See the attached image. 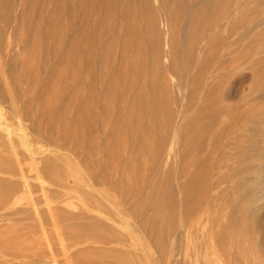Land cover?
Masks as SVG:
<instances>
[{"label":"rangeland","instance_id":"rangeland-1","mask_svg":"<svg viewBox=\"0 0 264 264\" xmlns=\"http://www.w3.org/2000/svg\"><path fill=\"white\" fill-rule=\"evenodd\" d=\"M0 10V264H173L180 238L191 250L176 264H232L228 247L212 258L214 238L199 229L162 241L163 223L139 208L169 179L181 211V182L209 156L212 177L255 194L235 197L240 226L222 230L244 262L261 257L264 0H0ZM187 123L212 128L185 168ZM219 204L210 224L223 220Z\"/></svg>","mask_w":264,"mask_h":264},{"label":"bare ground","instance_id":"bare-ground-1","mask_svg":"<svg viewBox=\"0 0 264 264\" xmlns=\"http://www.w3.org/2000/svg\"><path fill=\"white\" fill-rule=\"evenodd\" d=\"M258 1V0H257ZM8 7V6H7ZM250 12V11H249ZM2 13H3V11H1L0 10V16H2ZM247 13V12H246ZM254 13V12H253ZM132 45V44H131ZM247 75V74H246ZM241 79V78H240ZM232 80V79H231ZM230 80V81H231ZM252 80H254V79H252ZM234 81V80H233ZM250 81H251V78H250ZM235 82H237V81H235ZM234 82V83H235ZM246 82V81H245ZM255 82V81H254ZM154 83V82H153ZM231 83H233V82H231ZM224 84H227L226 85V88L225 89H223L222 91H224V92H226L227 94L230 92L229 90H228V88L229 87H231V84L230 85H228L229 83H228V80L227 79H219L218 80V82H217V89L219 90V92H220V90H221V88H223V85ZM254 87V86H253ZM153 88V87H152ZM253 89V88H252ZM221 91V92H222ZM229 91V92H228ZM250 91V90H249ZM242 92V91H241ZM17 108V107H16ZM260 108V107H259ZM233 113V112H232ZM151 114H152V112H151ZM263 114V113H262ZM217 115V114H216ZM255 115V114H254ZM108 116V115H107ZM257 117V116H256ZM228 119H218V116L217 117H215V119H214V121L215 122H223L224 121V123H227L230 119H229V116L227 117ZM244 119V118H243ZM261 120H260V122H259V120L258 119H254V120H258L257 122H256V125H258V127H260L261 128V130L262 131H264V120H263V118H260ZM63 120V119H62ZM114 121V120H113ZM117 121V119L115 120V122ZM200 121V120H199ZM205 121V120H204ZM236 122H237V120H235ZM249 121H251L250 119H249ZM252 121H253V119H252ZM198 122V121H197ZM203 122V121H202ZM207 122V121H206ZM210 121H208L207 123H209ZM195 123V122H194ZM193 123V124H194ZM210 123H212V122H210ZM233 123V122H232ZM254 123V122H253ZM155 124V123H154ZM218 124H220V123H218ZM152 125V124H151ZM150 124L148 125V126H151ZM215 125V124H214ZM80 126V125H79ZM147 126V127H148ZM153 126H155V125H152V127L151 128H153ZM156 126H158V125H156ZM156 126H155V128H153L154 130H156ZM196 126V125H195ZM206 126H208L209 128L211 127L212 128V126H210V124L209 125H206ZM206 126H204L203 128H201L200 129V127H199V124H198V127H196L195 129H191V126H190V123H187V124H185L184 126H183V129H184V132H185V134H184V137H183V141H184V145H185V151H186V154H185V157H184V159L182 160L183 161V165H184V167L185 168H188V164H190L189 162H190V157L192 156V153L193 152H197L198 151V147H200V146H198L197 147V143H199V142H197V140H199V134H198V131H200V130H202V131H205V130H207L208 129V127H206ZM160 128V127H159ZM158 128V129H159ZM204 128H206V129H204ZM214 128V127H213ZM222 128V127H221ZM148 130V129H147ZM153 130V131H154ZM210 130V129H209ZM152 131V130H151ZM219 131V130H218ZM222 131V130H221ZM223 131H225V130H223ZM126 132V131H125ZM129 133V132H128ZM151 133V132H150ZM205 132H203V134H204ZM8 134V133H7ZM118 134V133H117ZM130 134V133H129ZM152 134H154V133H152ZM197 134H198V136H197ZM24 135V134H23ZM151 135V134H150ZM157 135H160V133L159 134H156V135H153V136H157ZM201 136H202V133L200 134ZM216 135V134H215ZM25 137H26V135H25ZM23 138V137H22ZM27 138V137H26ZM157 138V137H156ZM203 139H204V137H202ZM227 138H228V136H227ZM24 139V138H23ZM157 139H160V138H157ZM262 139H263V137H262ZM26 140V139H25ZM8 141V140H7ZM27 141V140H26ZM159 141V140H158ZM202 141H204V140H202ZM206 141V140H205ZM258 141H260V140H258ZM195 142H197V143H195ZM208 142V141H207ZM239 142V141H238ZM261 142V141H260ZM10 144H11V147H12V149L14 150V145H13V143L12 142H9ZM140 143V142H139ZM157 143V142H156ZM194 143L196 144V145H194ZM205 142H203L202 144H200V145H203ZM193 144V145H192ZM257 144H259V143H257ZM25 145V144H24ZM139 145V144H138ZM209 145V144H208ZM193 146H195L194 148H193ZM259 146H261V148H262V150L264 151V142H263V144H261V145H259ZM152 147V146H151ZM150 148V147H149ZM260 148V149H261ZM151 149V148H150ZM205 149V148H204ZM16 151V150H15ZM14 151V152H15ZM206 151V150H205ZM263 151H260L259 150V153L260 152H263ZM201 152V151H200ZM231 152V151H230ZM151 153H152V151H151ZM185 153V152H184ZM202 153V152H201ZM255 154V153H254ZM29 155V154H28ZM259 155V154H258ZM32 156V155H31ZM166 158V157H165ZM163 158H161V160H160V163H162L163 165H160V166H162L161 168H162V170L164 169H167V164H168V168H169V165H170V161H169V163H167V161L166 160H164V162H163V160H162ZM192 159V158H191ZM215 159V158H214ZM31 160L33 161V159L31 158ZM106 161V160H105ZM259 162L258 163H260V162H262L263 164H264V152H263V154L262 155H259V160H258ZM192 162V161H191ZM160 168V169H161ZM214 169V167L212 166V159H211V157L209 156L207 159L205 158L204 160L202 159V160H200L198 163H196V168H195V171L191 174V176L190 177H188L187 179H185L184 180V182L182 183L181 182V185H183V188H184V191H186V194L184 193V197H183V200H182V203H183V208L181 209V211H177L175 208H174V203H175V198H174V196H173V194H172V190H171V188L174 186V181L173 180H169V179H166V181H165V179H164V181H158V179L159 178H157L156 180L158 181V182H156L155 180V184H150L149 186H148V188H147V193H146V197L143 199V201L140 203V206H139V208L140 209H143V210H147V211H150V213H151V217H149V219H151V220H153V221H155L156 222V224H158V226L160 225L159 223H160V221H161V227H162V229L160 230V231H158V233H157V237L158 238H160L162 241H163V239L164 238H166V237H169L170 235L171 236H173V234L175 235V230H177L178 229V227H179V235L180 236H182L181 235V233L184 231H186V234H188L187 232H189V234L191 235V233H190V230H195V231H197L198 229V231H203V233L205 234V236H206V239H207V237L208 238H214V240H213V242H212V244L214 243L216 246H217V253L215 254L216 256H212V258L213 259H215V260H217L216 262H218V251H219V249L221 250V248L223 249H227V247H228V249H230V259H231V263L232 264H240V263H243V264H248V263H246V262H244V260L239 256V252L237 253L235 250H234V248L232 247V245H230V243H231V240L229 239V237H232L231 235H230V233H232V231L233 230H235L236 228L235 227H237L238 225H239V223L241 222V221H239L240 219V216H238V215H236V216H234V212H233V201L234 202H236L235 201V197H236V200H237V198H238V196L239 195H242L243 196V194L244 195H246L247 193H246V191H244L243 192V190H242V188H240L239 186H238V190L236 191V190H232L233 188H232V186H231V184L229 183V182H226V181H224V176L222 175V174H217V176H215V177H212V173H213V170ZM217 169V168H216ZM167 171H169V170H167ZM225 171V170H224ZM165 172H166V170H165ZM165 172H164V174H165ZM232 172V171H231ZM221 173H222V171H221ZM255 174V173H254ZM164 177H166L165 175H163ZM163 176H161V177H163ZM160 177V178H161ZM211 177H212V179H211ZM168 178H169V176H168ZM172 179V178H171ZM161 180H162V178H161ZM262 180V179H261ZM154 181H152V182H154ZM262 182V184H264L263 183V181H260V183ZM257 184H259V182H257ZM256 185V184H255ZM251 186H252V184H251ZM250 186V187H251ZM249 187V188H250ZM261 187V186H260ZM262 187H263V185H262ZM240 188V189H239ZM246 188V187H245ZM253 188V187H252ZM251 188V189H252ZM251 189H250V191H251ZM258 189H259V187H258ZM263 190V189H262ZM254 191H255V189H254ZM253 191V192H254ZM257 193V192H256ZM3 194V189H2V191H0V195H2ZM232 195V196H231ZM235 195V196H234ZM249 195V197L251 196V198H249V201L252 203L253 201H252V199H254V198H252L254 195H253V193H252V191L251 192H249V190H248V194H247V196ZM209 196H211L212 197V199H209ZM241 196V197H242ZM45 197V196H44ZM46 197H48V196H46ZM244 198V197H243ZM242 198V199H243ZM45 199V198H44ZM47 199V198H46ZM45 199V200H46ZM245 199V198H244ZM263 199V198H262ZM224 201V205H223V209L225 210L224 211V214H222L221 213V215H222V219L223 220H221V222L220 223H218L217 221H215V222H212V224H210L209 223V219H210V217L209 216H213V217H215L217 214H216V212H218V211H216V209L218 208V204L220 203V202H223ZM254 203H255V201H254ZM253 204V203H252ZM220 205V204H219ZM264 205V204H263ZM253 207V206H252ZM259 207H261V206H259ZM254 208H255V206H254ZM253 208V209H254ZM259 209V208H258ZM259 210H261V209H259ZM254 211H256L255 209H254ZM255 213V212H254ZM194 215L195 216V218H194V216L192 217L191 215ZM220 215V216H221ZM256 228L255 229H258L259 231L260 230H263L264 229V212H261V213H258V214H256ZM213 217H211V218H213ZM243 217H245V216H243ZM181 219H183V225H182V227H181ZM215 219V218H214ZM210 221H211V219H210ZM237 225V226H236ZM241 225H242V223H241ZM247 225V224H246ZM240 226V225H239ZM224 227V230H225V227H227L228 229H230V233L228 234V233H224V230H222V228ZM226 228V229H227ZM244 228V227H243ZM239 229H240V227H239ZM238 229V230H239ZM193 232V231H192ZM228 232V231H227ZM185 234V235H186ZM193 234H196V233H194L193 232ZM192 234V235H193ZM239 234V233H238ZM199 235H200V233H199ZM203 235V234H202ZM228 235H230L229 237H228ZM176 236V235H175ZM188 236V235H187ZM204 236V235H203ZM186 237V236H185ZM170 238V237H169ZM181 239V238H180ZM180 239H178V240H176V243H175V241H173V244L175 243L176 244V246L179 248V250H180V252L182 251V249H181V247L182 246H180L181 245V241H180ZM188 239V238H187ZM186 239V240H187ZM191 239V238H190ZM192 239H194V241H195V237L193 238V236H192ZM196 239H197V235H196ZM202 239V238H201ZM172 240V239H171ZM204 240V239H203ZM168 241H169V239H168ZM201 241V240H200ZM183 242H184V240H183ZM191 242H192V240H191ZM190 242V243H191ZM185 243H187V242H185ZM197 243V242H196ZM209 243V242H208ZM233 243V242H232ZM195 244V243H194ZM193 243H192V245H194ZM202 244H204L203 242H202ZM168 245H169V242H168ZM168 245L166 244V242H164V246L167 248L168 247ZM191 245V247H193ZM196 245V244H195ZM198 245V244H197ZM228 245H230V246H228ZM201 246V245H200ZM200 246H197V247H200ZM206 246H207V244H206ZM206 246L204 247V251L205 252H208L207 250H208V248L206 249ZM212 246V245H211ZM211 246H209V248L211 249ZM202 247V246H201ZM208 247V246H207ZM256 247L259 249V251H260V254H261V257L259 256V257H257L254 261H252V264H264V256H263V254H264V240H260V241H258L257 242V245H256ZM195 248V247H194ZM236 248H238V247H236ZM184 249V248H183ZM195 249H197V248H195ZM200 249V248H199ZM186 250H188V251H190L189 249H187L186 248ZM201 250V249H200ZM203 250V249H202ZM212 250H214V247H212ZM238 250V249H237ZM184 251H185V249H184ZM188 251H185V252H183V254L184 253H188ZM180 252H179V254L178 255H176V256H174L173 258H172V263L173 264H176L177 262H179V255H180ZM205 252L203 253V254H205ZM212 252H214V251H212ZM223 252V251H222ZM186 253V254H187ZM195 253H196V251H195ZM221 253V252H220ZM199 254V253H198ZM207 254V253H206ZM189 255H190V253H189ZM196 255H197V253H196ZM227 255V254H226ZM195 256V255H194ZM193 256V257H194ZM200 256V255H199ZM220 256V255H219ZM190 257H191V255H190ZM198 257V256H197ZM205 257V256H204ZM210 258H211V256H210ZM182 259H183V257H182ZM188 259V258H187ZM191 259V258H190ZM201 259H203V258H201ZM221 259V258H220ZM189 260V259H188ZM187 260V261H188ZM193 260V259H192ZM170 261V260H169ZM181 261V260H180ZM198 261H200L199 259H198ZM202 261V263H203V260H201ZM205 261H206V259H205ZM209 261V260H208ZM208 261H206V262H208ZM213 261V260H212ZM176 262V263H175ZM183 262V261H182ZM195 262V261H194ZM205 262V263H206ZM201 263V264H202ZM205 263H203V264H205ZM211 264V263H213V262H208V264ZM215 263V262H214ZM179 264V263H178ZM181 264H183V263H181ZM189 264H191L190 262H189ZM192 264H193V262H192ZM198 264V263H197ZM207 264V263H206ZM218 264H219V262H218ZM221 264V263H220Z\"/></svg>","mask_w":264,"mask_h":264}]
</instances>
